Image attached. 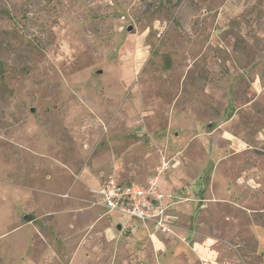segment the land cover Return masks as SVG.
<instances>
[{
	"label": "rangeland",
	"instance_id": "rangeland-1",
	"mask_svg": "<svg viewBox=\"0 0 264 264\" xmlns=\"http://www.w3.org/2000/svg\"><path fill=\"white\" fill-rule=\"evenodd\" d=\"M161 153L175 233L98 211ZM0 264H264V0H0Z\"/></svg>",
	"mask_w": 264,
	"mask_h": 264
},
{
	"label": "built area",
	"instance_id": "built-area-1",
	"mask_svg": "<svg viewBox=\"0 0 264 264\" xmlns=\"http://www.w3.org/2000/svg\"><path fill=\"white\" fill-rule=\"evenodd\" d=\"M172 167L173 160L161 153L159 164L147 182H120L115 176H108L93 191L100 197L99 203L108 211L123 212L145 223L153 222L157 231L175 233L177 223L171 212L183 199L160 189L161 180ZM165 198L170 201L164 203Z\"/></svg>",
	"mask_w": 264,
	"mask_h": 264
},
{
	"label": "crops",
	"instance_id": "crops-1",
	"mask_svg": "<svg viewBox=\"0 0 264 264\" xmlns=\"http://www.w3.org/2000/svg\"><path fill=\"white\" fill-rule=\"evenodd\" d=\"M234 117V110H229L226 114H225V119L224 120H229L231 118ZM168 157H170L169 155H167ZM179 163V162H178ZM178 163H174L173 164V167L172 169L169 171V173L167 174L166 177H164L161 182H160V189H162L163 191H165L166 193H174V195L179 199V198H184L186 197L185 195L188 193L185 189H182L181 187L184 185V182H183V179L182 177L178 176L177 173H176V167L178 166ZM185 167L186 165L184 163H181L179 165V168L178 170L183 173L185 175ZM185 171V172H184ZM153 173V172H152ZM149 174V176H147L145 179L143 180H140V179H129V180H126V179H123L122 177L120 176H115V175H112V174H109L107 175L106 177L108 176H115L120 182L121 181H137V182H140V183H145L148 181L149 177L151 176V174ZM106 178L102 179L101 181H99L96 185H95V188L98 187L100 185V183L105 180ZM98 200L100 199L99 196H97ZM170 201L169 198H165V202H168ZM182 202V201H181ZM181 202H179L178 204H176L175 208L172 210L171 212V216L175 219V221L177 223H180L181 221V214L183 213V211H188L190 210V203H186V204H180ZM101 205V204H100ZM107 209L101 205L99 206L98 208V211L99 212H103V211H106ZM140 222H142L140 219H138Z\"/></svg>",
	"mask_w": 264,
	"mask_h": 264
},
{
	"label": "water",
	"instance_id": "water-1",
	"mask_svg": "<svg viewBox=\"0 0 264 264\" xmlns=\"http://www.w3.org/2000/svg\"><path fill=\"white\" fill-rule=\"evenodd\" d=\"M132 28H133V26H130V27H129V30H131Z\"/></svg>",
	"mask_w": 264,
	"mask_h": 264
}]
</instances>
